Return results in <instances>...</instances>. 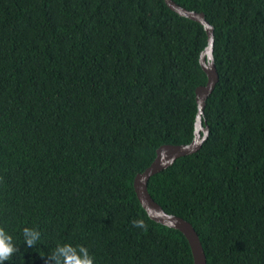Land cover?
Listing matches in <instances>:
<instances>
[{
  "label": "trees",
  "instance_id": "obj_1",
  "mask_svg": "<svg viewBox=\"0 0 264 264\" xmlns=\"http://www.w3.org/2000/svg\"><path fill=\"white\" fill-rule=\"evenodd\" d=\"M173 1L213 26L218 81L201 147L148 192L192 224L207 264H264V0ZM206 45L164 0H0V227L17 248L4 264H51L65 242L95 264H194L133 179L160 145L192 140Z\"/></svg>",
  "mask_w": 264,
  "mask_h": 264
},
{
  "label": "water",
  "instance_id": "obj_2",
  "mask_svg": "<svg viewBox=\"0 0 264 264\" xmlns=\"http://www.w3.org/2000/svg\"><path fill=\"white\" fill-rule=\"evenodd\" d=\"M164 1L173 11L187 18L196 20L203 25L207 34V45L200 53L199 62L206 73L207 81L204 85H199L195 88L197 113L192 140L184 144L160 145L156 149V156L150 165L134 176L133 187L140 204L152 220L178 229L185 235L191 248L194 264H207L204 249L192 224L180 216L165 212L162 207L154 201L147 189L150 176L172 164L176 158L192 154L201 147L208 134V127L204 126L202 122V114L206 100L218 81V73L213 58V26L206 20L204 13L182 7L173 0Z\"/></svg>",
  "mask_w": 264,
  "mask_h": 264
},
{
  "label": "clouds",
  "instance_id": "obj_3",
  "mask_svg": "<svg viewBox=\"0 0 264 264\" xmlns=\"http://www.w3.org/2000/svg\"><path fill=\"white\" fill-rule=\"evenodd\" d=\"M133 226L140 229L146 228L142 219L134 220ZM22 236L28 247L34 246L41 238L40 232L34 227H24ZM16 251L13 236L4 227H0V264L8 261ZM48 261L51 264H95L94 257L85 246H74L68 242L58 244L52 254L48 256Z\"/></svg>",
  "mask_w": 264,
  "mask_h": 264
}]
</instances>
